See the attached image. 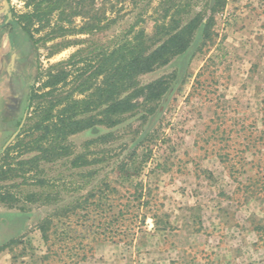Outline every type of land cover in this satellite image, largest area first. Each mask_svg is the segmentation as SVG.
I'll return each mask as SVG.
<instances>
[{
    "label": "rangeland",
    "instance_id": "obj_1",
    "mask_svg": "<svg viewBox=\"0 0 264 264\" xmlns=\"http://www.w3.org/2000/svg\"><path fill=\"white\" fill-rule=\"evenodd\" d=\"M224 1L213 14L210 39H202L198 30L186 54L139 78L146 84L175 77L155 115L141 119L137 114L113 129L96 127L69 137L72 156L42 166L43 176L52 179L46 188L20 178L1 183L20 201L13 208L0 203V245L20 228L21 219L9 220L12 216L24 215L31 227L12 251L13 257L25 258L21 264L68 263L63 253L61 260L45 259L46 243L36 228L54 208L99 190L108 198L102 201L110 205L111 219L118 211L112 204L131 200L135 183L142 184L140 202L147 203L139 206L137 220L129 226L124 222V235L113 239L86 236V258L76 264H264V0ZM71 4L76 16L61 24L83 33L56 37L52 25L37 24L25 35L18 24L29 8L23 0H0V150L22 121L29 86H38L36 79L50 65L73 54L80 60L77 66L83 65L121 36L131 37L130 31L151 35L155 25L170 20L163 19L168 8L181 23L201 12L204 23L214 6L211 0ZM175 9L181 12L174 14ZM9 26L15 53L4 34ZM17 53L26 58L16 61ZM108 133L113 135L100 138ZM77 155L88 164L72 168L70 160ZM23 158L13 150L0 165ZM123 165L131 182L118 172ZM113 186L118 193H108ZM41 191H57L58 197L51 205L22 198ZM51 243L52 235L48 245L59 252Z\"/></svg>",
    "mask_w": 264,
    "mask_h": 264
},
{
    "label": "trees",
    "instance_id": "obj_2",
    "mask_svg": "<svg viewBox=\"0 0 264 264\" xmlns=\"http://www.w3.org/2000/svg\"><path fill=\"white\" fill-rule=\"evenodd\" d=\"M72 1L23 0L29 11L21 16L18 25L22 26L25 35L30 34V28L35 24L41 28L52 25L51 34L58 35L56 37L81 34L84 29H65L61 24L64 21L71 23L70 17L76 16ZM211 1L214 6L204 23L201 12L181 23L180 19L172 18L171 8H168L163 19L169 16L170 20L155 25L151 35L143 29L130 31L131 37L121 36L106 49L85 59L83 65L77 66L80 60L76 58L77 54H73L68 60L52 64L42 71L36 79L39 85L29 86L27 116L20 132L0 154V160L7 159L13 150L25 155L23 159L0 165V203L13 208L20 201L19 194L10 191L11 186L1 185L3 182L20 178L24 184L33 180L34 186H50L52 179L43 176L42 166L72 156L69 137L96 127L113 129L137 114H141V119L155 115V107L165 101L175 77L162 76L146 84H141L139 78L186 54L192 47L198 30L202 39H210L213 14L225 3L224 0ZM68 9L69 16L66 14ZM180 12V9L173 11L174 14ZM54 17L56 21L51 23ZM95 26L99 27L97 24ZM59 50L57 48L53 53ZM25 58L23 53L15 55L18 62ZM112 135L108 133L100 138ZM87 164L83 155L74 156L70 160L72 168ZM118 172L125 181L131 182L132 175L125 165ZM91 174L92 171L89 175ZM142 190V184L135 183L133 192L129 195L131 200L112 204L118 211L111 219L107 217L110 205L108 208L104 207L105 203L102 201L105 197L108 198L104 191L99 190L89 191L81 199L54 208L36 227L46 243L48 254L45 259L54 257L61 260L59 255L63 253V259L68 260L66 264H76L86 258V246L82 244L86 236L91 234L97 238L113 239L124 235L120 229L124 222L128 226L134 223L138 218L139 206L147 204L140 202ZM108 193L118 191L113 186ZM57 197V191L30 192L22 196L25 202H40L43 205L53 204ZM117 224L118 227L114 229ZM51 235L54 236V244L59 245L60 253L53 251L48 245ZM21 242L22 238L11 239L0 246V251L9 249L12 252L14 247L23 244Z\"/></svg>",
    "mask_w": 264,
    "mask_h": 264
},
{
    "label": "crops",
    "instance_id": "obj_3",
    "mask_svg": "<svg viewBox=\"0 0 264 264\" xmlns=\"http://www.w3.org/2000/svg\"><path fill=\"white\" fill-rule=\"evenodd\" d=\"M24 215L19 214V215H14L12 216L9 220L14 219H21V224H20V228L19 230L14 234L13 239H17L19 237H23L25 236L26 233H28L30 227V224H25L24 222ZM25 224V225H24ZM30 233V232H29ZM24 238H22L23 240ZM5 243V242H4ZM4 243H2L1 245H3ZM0 245V246H1ZM19 247V246H16ZM21 259V260H19ZM25 258L22 257H17V258H13V253L9 250V249H5L3 251H0V264H21L22 260H24Z\"/></svg>",
    "mask_w": 264,
    "mask_h": 264
},
{
    "label": "flooded vegetation",
    "instance_id": "obj_4",
    "mask_svg": "<svg viewBox=\"0 0 264 264\" xmlns=\"http://www.w3.org/2000/svg\"><path fill=\"white\" fill-rule=\"evenodd\" d=\"M8 22V21H7ZM9 23V22H8ZM8 34L9 35V41H10V45H11V50H12V53H15V51H14V46L12 47V43L14 44V34H13V28L11 27V26H9V30L7 31V32H5L4 34ZM16 60V59H15ZM24 114H26V116H27V109H26V111H25V113ZM24 117V116H23ZM23 119V118H22ZM26 119V118H25ZM25 121V120H24ZM20 123H22V121L20 122ZM19 123V124H20ZM18 126H20V125H18ZM19 128V127H18ZM10 145V144H9ZM8 145V146H9ZM7 146V147H8ZM1 151V150H0ZM2 152H0V154H1Z\"/></svg>",
    "mask_w": 264,
    "mask_h": 264
},
{
    "label": "water",
    "instance_id": "obj_5",
    "mask_svg": "<svg viewBox=\"0 0 264 264\" xmlns=\"http://www.w3.org/2000/svg\"><path fill=\"white\" fill-rule=\"evenodd\" d=\"M25 118H26V114H24V117L22 119V123H20V126L17 129V131L12 135V137L10 138V140L2 147V149H1L0 152H3L6 149V147L13 141V139L16 137V135L20 132V129L22 127V124L24 123Z\"/></svg>",
    "mask_w": 264,
    "mask_h": 264
}]
</instances>
